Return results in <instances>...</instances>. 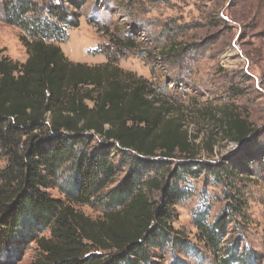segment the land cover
Returning a JSON list of instances; mask_svg holds the SVG:
<instances>
[{
	"label": "trees",
	"instance_id": "1",
	"mask_svg": "<svg viewBox=\"0 0 264 264\" xmlns=\"http://www.w3.org/2000/svg\"><path fill=\"white\" fill-rule=\"evenodd\" d=\"M32 1L6 5L7 21L27 33L21 37L27 60H13L0 48V256L34 242L31 264H160L167 243L176 247L187 239L173 225L184 190L163 171L143 177L131 170L103 191L117 175L116 156L150 165L156 158L181 159L182 167H192L202 145L185 129L178 106L156 95L142 77L110 63L69 60L53 41L66 39L75 18L62 2H52L46 7L52 19L32 20L29 14L38 11ZM205 117L224 139L244 147L239 156L245 161L256 159L250 149L255 129L236 108L225 105ZM211 138L203 143L209 152ZM201 164L200 173L220 181L223 170ZM224 164L227 179L239 166L245 171L241 163L232 169L230 160ZM55 187L67 193L66 200L48 192ZM82 203L101 206L102 215H86L77 208ZM232 209L229 200L207 224L210 209L198 208L199 239L216 264H259L250 249L238 254L242 236L223 246Z\"/></svg>",
	"mask_w": 264,
	"mask_h": 264
},
{
	"label": "rangeland",
	"instance_id": "2",
	"mask_svg": "<svg viewBox=\"0 0 264 264\" xmlns=\"http://www.w3.org/2000/svg\"><path fill=\"white\" fill-rule=\"evenodd\" d=\"M10 1L0 0V48L24 63L28 53L21 37L27 33L7 21L6 5ZM32 2L38 5V11L29 14L32 20L52 19L46 8L52 2H62L75 18L77 24L65 29L66 39L53 41L69 60L93 66L110 63L142 77L156 95L178 106L185 129L196 144L202 145L199 156L191 161L192 167H182L181 159L156 158L153 160L157 164L150 165L132 157L124 161L115 157L117 175L103 193L131 170L143 177L163 171L170 184L176 182L184 190L185 196L174 206L173 225L187 239L176 247L167 243L160 264H216L215 254L199 239L195 214L198 208L208 207L207 224H212L229 200L235 209L223 246L242 236L238 254L250 249L258 256V263L264 264V0ZM225 105L236 108L253 125L255 136L250 149L254 161L239 156L244 147L224 139L212 119L205 117L218 114ZM211 136L213 152L206 151ZM96 142L101 143V139L96 138ZM119 152L116 148L114 154L122 156ZM233 156L236 158L231 160ZM227 160L232 163L230 169L241 163L245 171L239 166L227 179ZM201 162L212 164L216 171L223 170L220 181L213 174L200 173ZM4 165L2 162L0 167ZM48 192L67 199V193L59 187ZM77 208L93 218L100 217L103 210L99 205L83 203ZM36 254L33 242L23 250L15 248L0 256V264H31ZM237 264L250 263L240 260Z\"/></svg>",
	"mask_w": 264,
	"mask_h": 264
}]
</instances>
